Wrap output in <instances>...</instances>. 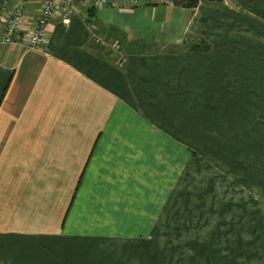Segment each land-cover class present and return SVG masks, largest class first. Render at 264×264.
I'll return each instance as SVG.
<instances>
[{"label": "crops", "instance_id": "crops-1", "mask_svg": "<svg viewBox=\"0 0 264 264\" xmlns=\"http://www.w3.org/2000/svg\"><path fill=\"white\" fill-rule=\"evenodd\" d=\"M22 1L25 28L0 44V258L8 259L0 264H34L61 244L80 243L88 254L114 238V224L128 226L130 192L144 191L152 175L131 171L128 158L146 139L130 140L127 130L165 126L161 109L140 123L145 98L181 89L209 123L224 114L233 129L261 130L260 147L247 152L264 155V121L250 116L264 114V0L75 3L71 13L57 5L37 48L23 33L42 0ZM202 41L208 51L192 50ZM261 170L255 185L264 187V164L255 176ZM252 206L248 214L264 225V205ZM256 227L262 247L264 229Z\"/></svg>", "mask_w": 264, "mask_h": 264}, {"label": "rangeland", "instance_id": "rangeland-1", "mask_svg": "<svg viewBox=\"0 0 264 264\" xmlns=\"http://www.w3.org/2000/svg\"><path fill=\"white\" fill-rule=\"evenodd\" d=\"M177 93L168 99L145 98V104L137 106L144 125L150 112L161 109L162 130H127L130 140L146 139L136 156L132 152L128 158L131 171L152 175L145 179L150 183L144 191L130 192L131 201H136L130 205V216L123 215L128 226L114 224V238L92 245L88 254L80 243L61 244L67 249L37 256L34 264H261L264 245L255 233H260L256 226L264 225L256 224L248 210L264 205V187L255 185L263 179L262 170L255 175L264 155L247 152L260 147L261 130L233 129L230 117L223 121L224 114L218 115L222 120L216 117L209 123L210 114L195 112L197 98H186L181 89ZM250 116L263 124L264 114ZM243 133L248 143L241 140ZM259 144L264 145V139ZM125 199L124 194V203ZM118 202L122 204L121 193L115 198ZM260 212L264 218V207Z\"/></svg>", "mask_w": 264, "mask_h": 264}, {"label": "built area", "instance_id": "built-area-1", "mask_svg": "<svg viewBox=\"0 0 264 264\" xmlns=\"http://www.w3.org/2000/svg\"><path fill=\"white\" fill-rule=\"evenodd\" d=\"M142 0H42L36 16L30 22L29 28L23 33L24 43L31 48L40 47L46 40L47 24L54 18L57 5L62 6L68 13L73 11L75 3L106 4L123 2L137 5ZM161 2L162 0H149ZM27 7L22 0H0V44L12 43L17 40L19 33L25 28L27 21ZM115 52H119L117 40L109 42ZM117 62H122L121 55Z\"/></svg>", "mask_w": 264, "mask_h": 264}, {"label": "trees", "instance_id": "trees-1", "mask_svg": "<svg viewBox=\"0 0 264 264\" xmlns=\"http://www.w3.org/2000/svg\"><path fill=\"white\" fill-rule=\"evenodd\" d=\"M200 44L202 45V46L200 45L201 48L197 47V45H196L193 47L192 50H195L196 52L208 51L211 47V45L209 43H207L206 41H202Z\"/></svg>", "mask_w": 264, "mask_h": 264}]
</instances>
